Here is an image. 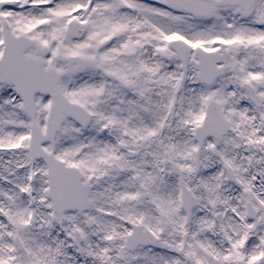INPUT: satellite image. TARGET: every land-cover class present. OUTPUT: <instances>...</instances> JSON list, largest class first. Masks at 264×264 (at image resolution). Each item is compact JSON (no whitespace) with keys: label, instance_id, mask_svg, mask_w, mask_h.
Masks as SVG:
<instances>
[{"label":"snow or ice","instance_id":"1","mask_svg":"<svg viewBox=\"0 0 264 264\" xmlns=\"http://www.w3.org/2000/svg\"><path fill=\"white\" fill-rule=\"evenodd\" d=\"M0 264H264V0H0Z\"/></svg>","mask_w":264,"mask_h":264}]
</instances>
